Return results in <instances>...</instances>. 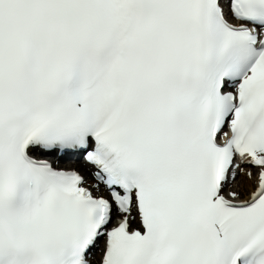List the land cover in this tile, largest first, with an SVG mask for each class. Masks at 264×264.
<instances>
[{
    "label": "snow or ice",
    "instance_id": "1",
    "mask_svg": "<svg viewBox=\"0 0 264 264\" xmlns=\"http://www.w3.org/2000/svg\"><path fill=\"white\" fill-rule=\"evenodd\" d=\"M0 264H264V0H0Z\"/></svg>",
    "mask_w": 264,
    "mask_h": 264
}]
</instances>
